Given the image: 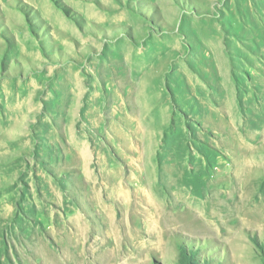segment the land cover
Returning a JSON list of instances; mask_svg holds the SVG:
<instances>
[{
  "label": "rangeland",
  "instance_id": "rangeland-1",
  "mask_svg": "<svg viewBox=\"0 0 264 264\" xmlns=\"http://www.w3.org/2000/svg\"><path fill=\"white\" fill-rule=\"evenodd\" d=\"M0 264H264V0H0Z\"/></svg>",
  "mask_w": 264,
  "mask_h": 264
},
{
  "label": "bare ground",
  "instance_id": "bare-ground-1",
  "mask_svg": "<svg viewBox=\"0 0 264 264\" xmlns=\"http://www.w3.org/2000/svg\"><path fill=\"white\" fill-rule=\"evenodd\" d=\"M135 66V65H134ZM141 70H137V68H133L132 69V74H133V81H132V83H133V87H132V90H134V91H137L138 89H141V88H143L142 87V85H140V83L138 84V82L140 81V79H141V76L142 75H145V74H150L152 77L151 78H153L154 77V74H152L151 72H149V71H147V72H141L142 74L141 75H136L135 73L136 72H140ZM132 79V78H131ZM153 84H154V82L153 81H149V85L152 87V89H154V86H153ZM136 89V90H135ZM140 91V90H139ZM139 91H137V93L139 92ZM139 96L140 97H142L143 95H142V92H140V94H139ZM105 179V178H104ZM125 179V178H124ZM124 179H120V180H118V182H116V183H118V184H121V182L123 183L124 182ZM166 179H167V177H166ZM168 180V179H167ZM169 181V180H168ZM125 183V182H124ZM182 183V184H181ZM180 184L181 185H183V184H186V180L183 178H180ZM120 193V192H119ZM81 223V222H80ZM11 225V224H10ZM10 225H6V228L3 230L6 234H8V233H10V231H12V226H10ZM83 234V230H82V228L79 230V234ZM6 237V236H5Z\"/></svg>",
  "mask_w": 264,
  "mask_h": 264
}]
</instances>
